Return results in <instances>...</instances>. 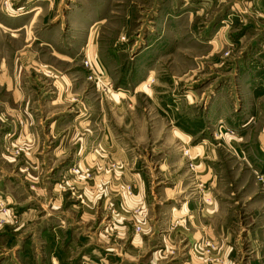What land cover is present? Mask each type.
<instances>
[{
  "label": "rangeland",
  "instance_id": "374dc122",
  "mask_svg": "<svg viewBox=\"0 0 264 264\" xmlns=\"http://www.w3.org/2000/svg\"><path fill=\"white\" fill-rule=\"evenodd\" d=\"M15 14L25 28L1 25ZM258 28L264 0H0V75H21L34 113L18 116L0 83V264H264V115L231 119L264 105L260 80L245 87L264 69ZM216 102L223 122L208 124ZM77 108L79 136L122 142L62 141ZM204 141L210 175L193 152Z\"/></svg>",
  "mask_w": 264,
  "mask_h": 264
},
{
  "label": "crops",
  "instance_id": "0c3cea01",
  "mask_svg": "<svg viewBox=\"0 0 264 264\" xmlns=\"http://www.w3.org/2000/svg\"><path fill=\"white\" fill-rule=\"evenodd\" d=\"M42 8H43V6H41V4H39V5L37 4V5L33 6L30 11H25V13H28V12L33 11L34 14H33L32 17H36V16H38V15L41 14ZM22 11L23 10L20 8V11L18 13H20ZM21 15L22 14L10 15V16L13 17V19H10V17H6L4 19L5 25L4 24H1V25L3 27H5L6 29H8V30H16L17 31L20 28L21 29L22 28H25L22 22H21V24H22L23 27L20 26L21 18H20V21H18L17 23H14L16 21V19L18 17H20ZM258 29H259V32L256 35L257 36L258 43H257V46L254 48V51H253V59H254L253 62L256 65V69L259 70V69H263L264 68V28H258ZM35 38H36V36H35ZM90 46H91V41L89 40L88 43H87V45L84 48L86 50H88V49H90ZM51 47H54V46L51 45ZM91 57L94 58L93 59V62L95 63L94 65L97 68V69L94 70V72L95 73L102 72V68H104V67L101 66L102 64L100 65V63L96 59V55H92ZM241 63L243 64L245 62H241ZM2 66H4V65H2ZM263 70H260L258 72V74H254L252 76L250 74L249 78L247 79L248 81H246V84H245V87H249V86H252L253 82H258V80H260L259 84L256 83L257 85H259L258 88H261V89H257V91H259L258 92L259 96H263L264 95V87H263L264 86V72H263ZM245 72L246 71L243 70V68H242V73H240V76H243L245 74ZM20 76L21 75L14 74V72L11 73V72L6 71L5 70V67H3L2 74L0 75V83L6 82L8 88L10 90H12V92L14 94L15 103L19 102V104L17 106V108H18V111H17L18 116L23 117L25 119L26 118H29V117H33L34 118V113H32V111H33L32 108L33 107L30 105L31 104L30 96L28 95L27 96L28 98L25 97V98L21 99V96H26V92L27 91H26L25 85L28 84V83H21V79L19 78ZM152 76H153V74H152ZM152 76H150V77H152ZM252 80H254V81H252ZM251 92H254V91H251ZM27 94H28V92H27ZM188 98L190 99V95H189ZM218 102H216V103H210L209 104V107H206V111L204 112V114H207L206 117H208V124H214V122H216V121H217V124L219 122H221V121L223 122V119L221 117H219L220 116L219 115V109H217L216 111H214V113L212 111V108H214V106L216 107V105L218 104ZM220 102H221V100H220ZM114 104L116 106H118L117 108H120V105H122V103L117 98H116ZM80 106H81L80 108H83V109L86 108L83 105H80ZM250 106L253 107V109H254V111L256 113L255 116H251V117L252 118L254 117V120H257V122L260 121V118L262 117V115H264V114H262V113H264V105H261L258 102H255L253 104H248V102L246 100H245V102H243V104L241 103V105L239 103L238 108H236V111L239 112V114H232L231 119L237 120V118H238V121H239V119L241 117H243L242 116L243 114H241V113H247L248 110L249 111H252V108ZM80 108H77L75 110L76 113L79 114V115H76V119L73 121L74 123L72 125V128L70 126L69 127L70 130H68V132L67 133H64V135L62 136L63 137L62 138V141H64L65 139H67V140H75L76 141V139L78 140L79 138H82V139H80L81 140V142H80L81 145H82V143L86 142V143L92 144L93 146H95V145H101V144L118 145L120 142H122V140H121L122 137L119 136V135H116L115 132L110 131L109 129H107L103 133H99V132L98 133H95V130H93V131L92 130H88L87 133H81V134H83V137H82V135L79 136V133L77 131L80 128V126L82 124H85V122H86L85 121V118H83V117L81 118L80 117L84 113L83 112V109H80ZM88 109H90V107H88ZM176 110H177V108H176ZM213 114L215 116H213ZM65 118H66V116H64V115L61 114V115L57 116L54 121H52L53 123L51 124V127L50 128L52 129V132L53 133L56 132L55 129H54V126L56 127V129H59V125L65 120ZM181 118H182V116L179 115L177 121H179ZM225 120L228 122L229 121V118H226ZM234 122L235 121H231L232 124H234ZM86 123H88V122H86ZM252 125H253V123H252ZM12 128H14V127H12ZM175 128H177V129H174L173 131H174L175 135H177L181 139L180 142L182 144H184V145L188 144L189 141H190V135L187 132H185L182 128L178 127V126H176ZM31 132L32 131L29 130V132H28V134L26 136L28 138V140H30V141L32 139H34V135ZM36 135H37V133H36ZM53 136L54 137H57L55 135H53ZM228 138H230V141L233 140L234 142L235 141L237 142V140L240 139L238 137H232V136L231 137H228ZM257 138L258 139H256V142L257 143H260V148H263V147H261L262 146V143H264V135H263V133L260 132V134L257 136ZM239 144L240 143H238V145ZM207 145H208V141H204L203 143L201 142L200 145H198L196 147H193V152H194V154L197 157L198 163L202 162L200 164L201 167L204 164V160L203 159H206V156H207V152H206V149H207L206 146ZM83 155H85V153L80 148L79 149V155L78 156H83ZM89 155H92L93 157H96L97 156V164L98 165H102V160L103 159H102V157H99V154L97 153V151L90 152ZM257 160H262V163L264 164V158L258 157ZM262 163H260V164H262ZM206 165H207V163L204 164L203 169H202V172L204 173V170H205V172H207L206 175H210L211 169H208L209 165H207V166ZM262 166H264V165H262ZM259 167L262 169V167L260 165H259ZM206 177H208V176H206ZM6 186H7L6 188H8L7 191L8 190H11L10 187H8V184ZM196 190H197V192H199L202 195V193L198 190V187H196ZM171 193H173V192H171ZM208 193H209V190L208 191L205 190V191H203V196H200V197H202V198L203 197L204 198H211L212 199V195L211 194H208ZM170 197H172V196H170ZM196 203L197 202L195 201V204ZM216 204H217V202H216V200H214V202L212 203V205H210L208 207V209L205 210V212H207L209 210L208 216H212L213 215L212 209L216 208ZM174 214L179 216V215L182 214V211L181 210L180 211H176V212L174 211ZM85 238H87V237H85ZM53 252H55L54 249H53V251L51 253L53 254ZM53 259H55V258L53 257Z\"/></svg>",
  "mask_w": 264,
  "mask_h": 264
},
{
  "label": "built area",
  "instance_id": "2783aa9c",
  "mask_svg": "<svg viewBox=\"0 0 264 264\" xmlns=\"http://www.w3.org/2000/svg\"><path fill=\"white\" fill-rule=\"evenodd\" d=\"M86 65H87V67H89L90 69H92V67H91L92 63L90 64L89 60H87Z\"/></svg>",
  "mask_w": 264,
  "mask_h": 264
}]
</instances>
